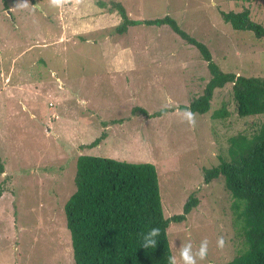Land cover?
<instances>
[{"label": "rangeland", "instance_id": "1", "mask_svg": "<svg viewBox=\"0 0 264 264\" xmlns=\"http://www.w3.org/2000/svg\"><path fill=\"white\" fill-rule=\"evenodd\" d=\"M97 1H103L99 7ZM132 19L172 17L208 48L222 71L264 76V38L234 30L219 11L249 9L264 25V0H113ZM0 1V264H73L63 204L74 190L79 154L154 165L162 213L178 214L190 193L197 204L166 236L179 264L182 244L207 239L200 264H222L243 246L232 198L221 177L201 168L228 161V138L256 132L262 115L239 117L226 83L212 92L196 126L178 104L199 95L209 73L192 45L166 25L137 24L116 34L110 0ZM172 109L158 117L148 113ZM51 103V106H49ZM224 106L228 114L213 118ZM52 115H55L53 117ZM121 118V122L110 120ZM103 122H108L103 126ZM104 130L95 145L86 146ZM225 245L217 247L218 237Z\"/></svg>", "mask_w": 264, "mask_h": 264}, {"label": "trees", "instance_id": "2", "mask_svg": "<svg viewBox=\"0 0 264 264\" xmlns=\"http://www.w3.org/2000/svg\"><path fill=\"white\" fill-rule=\"evenodd\" d=\"M7 8L5 0H0ZM250 2L251 0H242ZM33 3V0H30ZM99 7L103 1H97ZM110 10L119 17L113 26L116 34L137 24L166 25L172 32L192 45L205 61L209 78L199 95L177 110L190 109L204 113L209 108L212 92L231 84V94L239 117L262 115L256 132L247 136L237 133L228 138V161L219 158L216 165L202 167V181L218 177L232 198L231 208L242 238V248L222 264H264V76H246L222 71L211 59L208 48L179 28L176 21L164 15L153 19H132L125 7L110 0ZM222 20L234 30H247L255 38H264V25L250 18L249 9L219 11ZM172 108L148 113L134 106L131 113L158 117ZM228 112L224 106L212 111L213 118ZM122 119L110 120V123ZM108 122H103V126ZM98 137L86 146L95 145ZM2 165L0 163V173ZM74 190L63 204L65 226L69 231L73 264H168L171 256L166 227L169 222H181L196 206L197 198L190 193L178 214L164 217L160 204L157 174L153 164L128 162L108 157L79 154L73 174ZM0 187V194H1ZM153 227L161 232L155 248L140 246V234Z\"/></svg>", "mask_w": 264, "mask_h": 264}, {"label": "clouds", "instance_id": "3", "mask_svg": "<svg viewBox=\"0 0 264 264\" xmlns=\"http://www.w3.org/2000/svg\"><path fill=\"white\" fill-rule=\"evenodd\" d=\"M67 0H50V3L53 7H63ZM173 101L170 97L166 98V101L163 105L164 108H170L173 106ZM182 119L187 122L190 127L196 126V114L193 113L190 109L183 111ZM161 230L158 227H153L148 230L146 233L140 234V246L149 249L155 248L157 245L158 237L160 236ZM208 245L209 242L207 239H204L200 242L198 248L193 247L191 242H187L181 245L179 251V264H200L201 261L206 260L208 255ZM225 245L224 238L218 237L217 247L222 249ZM168 264H178L177 257L175 255L168 257Z\"/></svg>", "mask_w": 264, "mask_h": 264}, {"label": "built area", "instance_id": "4", "mask_svg": "<svg viewBox=\"0 0 264 264\" xmlns=\"http://www.w3.org/2000/svg\"><path fill=\"white\" fill-rule=\"evenodd\" d=\"M48 104H50L49 106H51V103H48ZM53 117H55V115H52Z\"/></svg>", "mask_w": 264, "mask_h": 264}]
</instances>
